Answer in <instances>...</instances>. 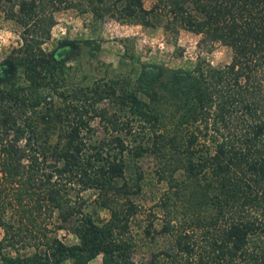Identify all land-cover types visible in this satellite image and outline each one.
<instances>
[{"label":"trees","instance_id":"1","mask_svg":"<svg viewBox=\"0 0 264 264\" xmlns=\"http://www.w3.org/2000/svg\"><path fill=\"white\" fill-rule=\"evenodd\" d=\"M63 7L95 19L112 15L175 32L185 28L231 49L221 66L199 58L189 68L165 69V100L176 116L172 128L165 124V168L158 173L167 184L165 218L158 232L170 244L146 261L125 256L122 236L137 208L129 194L142 177L136 169L129 183L125 173L149 149L150 138L164 139L152 104L157 92L146 101L111 82L67 94L58 89L78 50L62 39L48 50L42 44L54 12ZM0 11L20 26L18 44L0 63V248L5 243L10 249L1 254L5 264L67 258L87 264L99 253L103 264H264V0H154L149 7L142 0H0ZM101 94L115 105L111 111L97 106ZM55 95L62 98L58 108ZM119 114L129 117L120 126ZM94 118L105 129L99 137L92 136ZM56 120L64 123L63 132L51 142L47 131ZM87 189L97 206L108 209L106 219L84 210ZM179 191L193 206L183 218L169 205ZM150 225L143 228L148 235ZM17 245L33 250L19 253Z\"/></svg>","mask_w":264,"mask_h":264},{"label":"rangeland","instance_id":"2","mask_svg":"<svg viewBox=\"0 0 264 264\" xmlns=\"http://www.w3.org/2000/svg\"><path fill=\"white\" fill-rule=\"evenodd\" d=\"M153 1L142 0V3L144 7H149ZM54 17L55 23L50 29V37L42 46L46 50L51 49L62 39L70 43L73 50H78V53L66 62L64 86L58 89H64L67 94L84 86L99 85L105 88V83L111 82L117 90L125 88L136 90L137 95L146 101H150L149 94L154 90L157 92V98L152 100V104L160 117L159 131L163 133L164 139L162 141L150 138L149 149L136 158L130 166V172L125 173V177L130 179L129 183L135 176L134 170H140L142 173L138 181L140 188L129 194L137 208L122 236L127 242L125 256L135 262L146 261L151 251L167 248L170 244L165 233L158 232L165 218V207L161 206V201L165 200L167 184L165 179H158L161 168H165L166 150L163 145L165 124L172 128L176 116L173 105L165 100V69L189 68L199 58H204L212 65L221 66L230 59L231 49L225 44L211 42L201 34L185 28H179L175 32L162 25L125 23L112 15L95 19L90 12L80 13L72 7L59 8L54 12ZM19 29L20 26L13 19L5 17L0 11V63L5 61L6 55L18 44ZM69 98L74 97L67 95V100ZM53 100L54 108L62 105L61 97L55 95ZM96 103L108 111L115 107L106 94L98 96ZM128 118L120 115L116 120L118 126L124 124ZM63 124L56 120L53 128L47 131L51 142L59 139L63 132ZM90 124L93 127V137H99L105 132L103 124L97 118L92 119ZM131 129L136 131L137 128L131 126ZM127 136L132 138L129 133ZM176 174L180 176L179 173ZM82 195L86 200L84 210L91 212L96 220H104L109 216L107 208L99 207L93 201L94 193L91 189L83 191ZM190 203V196L183 191L169 199V205L178 218L185 217L193 210ZM40 217L39 221L43 222L44 218ZM149 222L151 233L148 235L143 228ZM63 231L68 233L70 241L75 240L67 229ZM2 234L3 230L0 227V238ZM1 245L0 264H5L1 254L10 249L5 243ZM17 247L19 253H30L33 250L32 247L22 248L20 245ZM101 256V253L97 254L90 264H103ZM118 260L120 262L118 264L123 262ZM59 264L73 263L67 258Z\"/></svg>","mask_w":264,"mask_h":264},{"label":"crops","instance_id":"3","mask_svg":"<svg viewBox=\"0 0 264 264\" xmlns=\"http://www.w3.org/2000/svg\"><path fill=\"white\" fill-rule=\"evenodd\" d=\"M95 258V256L93 257V258H91L88 262H87V264H90L91 262H92V259H94Z\"/></svg>","mask_w":264,"mask_h":264}]
</instances>
